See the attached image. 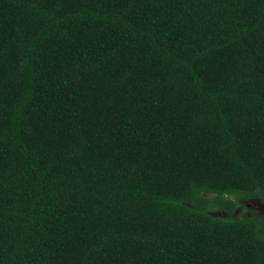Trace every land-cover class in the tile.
<instances>
[{
	"label": "trees",
	"instance_id": "trees-1",
	"mask_svg": "<svg viewBox=\"0 0 264 264\" xmlns=\"http://www.w3.org/2000/svg\"><path fill=\"white\" fill-rule=\"evenodd\" d=\"M256 199L264 0H0V264H264Z\"/></svg>",
	"mask_w": 264,
	"mask_h": 264
},
{
	"label": "rangeland",
	"instance_id": "rangeland-1",
	"mask_svg": "<svg viewBox=\"0 0 264 264\" xmlns=\"http://www.w3.org/2000/svg\"><path fill=\"white\" fill-rule=\"evenodd\" d=\"M245 205H247V207L248 208H255V209H260V210H258V212H260V214H262V215H264V203H261L260 204V207H258L259 205H258V203H254L253 201H245Z\"/></svg>",
	"mask_w": 264,
	"mask_h": 264
},
{
	"label": "flooded vegetation",
	"instance_id": "flooded-vegetation-1",
	"mask_svg": "<svg viewBox=\"0 0 264 264\" xmlns=\"http://www.w3.org/2000/svg\"><path fill=\"white\" fill-rule=\"evenodd\" d=\"M251 201H253L254 203H258V207H260V204H261V202L259 201V200H250V202ZM247 206V205H246ZM254 210H256L257 212H258V210H260V209H255V208H253ZM236 212L238 213L239 212V209H236ZM261 212V211H260ZM260 212H258L259 214H260ZM262 215V214H261Z\"/></svg>",
	"mask_w": 264,
	"mask_h": 264
}]
</instances>
